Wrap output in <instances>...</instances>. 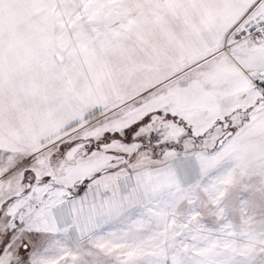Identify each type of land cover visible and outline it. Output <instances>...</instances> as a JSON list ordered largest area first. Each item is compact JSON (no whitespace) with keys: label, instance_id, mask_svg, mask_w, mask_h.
I'll use <instances>...</instances> for the list:
<instances>
[{"label":"snow or ice","instance_id":"obj_1","mask_svg":"<svg viewBox=\"0 0 264 264\" xmlns=\"http://www.w3.org/2000/svg\"><path fill=\"white\" fill-rule=\"evenodd\" d=\"M0 264H264V0H0Z\"/></svg>","mask_w":264,"mask_h":264}]
</instances>
